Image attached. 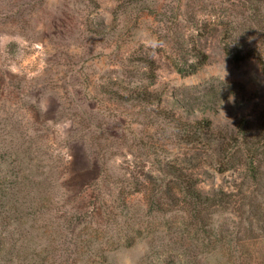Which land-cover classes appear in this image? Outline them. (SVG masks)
<instances>
[{
  "label": "rangeland",
  "instance_id": "obj_1",
  "mask_svg": "<svg viewBox=\"0 0 264 264\" xmlns=\"http://www.w3.org/2000/svg\"><path fill=\"white\" fill-rule=\"evenodd\" d=\"M192 42L208 60L187 73ZM159 110L231 135L263 122L264 0H0L14 264H221L243 242L264 257V166L252 177L240 155L184 143ZM173 168L216 200L205 220L170 204Z\"/></svg>",
  "mask_w": 264,
  "mask_h": 264
},
{
  "label": "trees",
  "instance_id": "obj_2",
  "mask_svg": "<svg viewBox=\"0 0 264 264\" xmlns=\"http://www.w3.org/2000/svg\"><path fill=\"white\" fill-rule=\"evenodd\" d=\"M191 53L197 58V65L192 69L187 70V73L195 72L200 66L208 60V54L195 42H192ZM241 59L239 56L237 57ZM142 100L148 104H154L160 101V97L151 93H142ZM162 111H157V115L168 124L176 136L184 143L191 145L216 144V150L221 153L225 160L234 162L238 155L244 160L242 164L255 177L264 166V120L259 126H254L247 119H240L237 125L236 134H228L213 127L212 121L202 119L196 121H186L180 116L163 114ZM173 174L176 177L175 183L178 186L177 191H172L170 187L165 190V195L168 197L170 204H175L176 207L182 208L196 222H201L204 219L202 212L208 207L216 205V200L213 197H206L196 187L195 181L191 176L184 175L179 169L173 168ZM159 206H163L159 202ZM219 205V204H218ZM8 208H11L9 206ZM231 246L221 247V256L224 261L221 264H264V257H259L258 249L250 248L245 242ZM264 255V253H263ZM22 263V262H21ZM0 264H14L12 257V247L9 245L8 238L0 232Z\"/></svg>",
  "mask_w": 264,
  "mask_h": 264
}]
</instances>
